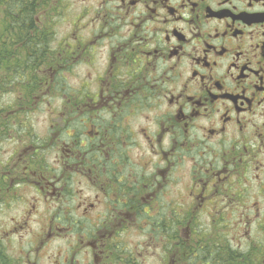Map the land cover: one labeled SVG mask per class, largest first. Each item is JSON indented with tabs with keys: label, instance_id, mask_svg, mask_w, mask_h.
<instances>
[{
	"label": "flooded vegetation",
	"instance_id": "af4514ba",
	"mask_svg": "<svg viewBox=\"0 0 264 264\" xmlns=\"http://www.w3.org/2000/svg\"><path fill=\"white\" fill-rule=\"evenodd\" d=\"M20 1L0 23L39 67L14 111L49 125L12 139L0 214L48 221L36 247L68 242L51 264H264V0Z\"/></svg>",
	"mask_w": 264,
	"mask_h": 264
},
{
	"label": "rangeland",
	"instance_id": "374dc122",
	"mask_svg": "<svg viewBox=\"0 0 264 264\" xmlns=\"http://www.w3.org/2000/svg\"><path fill=\"white\" fill-rule=\"evenodd\" d=\"M73 84V81L71 82ZM19 97L18 91L14 92L12 96H7L3 99L2 104L3 106H7L8 104H14V101ZM55 100L53 101V103ZM20 120L24 121L23 127L20 128V125L17 126L14 130L17 132L19 131H28V129L32 132H34V135L37 137L46 136L47 131L46 127L48 124V114L43 111V108H38L37 111H32L31 113H28L25 111L20 115ZM16 147H19L17 144V140L10 139L5 142H3L0 146V160L8 161L9 158L14 154ZM24 149L21 150V153ZM52 156L43 158V163L50 164L52 163ZM17 193H22V188L18 189ZM26 196V195H25ZM15 203V202H14ZM23 203L19 202L16 203L12 210L6 209V213L0 214V238L2 247L5 250V254H7V258L9 261L13 260L17 263H19L20 260H25V255H27L30 251H34V249L37 250L40 254V262L39 264H51L50 259L47 258V255L56 254L60 250H63L67 248V241L66 240H55L50 242L45 248L42 247V245L46 242L48 237L46 238L43 236L42 243L39 244L36 247L37 240L41 237V234H43V229L46 228V223L48 222H40L38 218H32L31 221H29L28 226L22 230L20 226H23L24 223H18L19 218L22 217L21 212L23 210ZM50 209L49 205H45L42 208V211L45 212ZM13 219H16L17 221H13ZM13 221V222H12ZM17 227L14 231H9L10 229H14V227ZM9 233V234H7ZM234 235V234H233ZM146 235H142L140 233L132 232L131 236L129 237V240L132 241V247L135 249L136 245L139 242H145L148 244L150 240L146 239ZM168 238L164 236V244L168 241H166ZM48 242V240H47ZM154 249V246H153ZM3 250V249H2ZM1 250V251H2ZM3 250V251H4ZM2 251V252H3ZM7 252V253H6ZM152 253H156L157 255H145L140 258V264H164L161 261V258L158 256L159 251L152 250L150 251ZM219 256L215 253L210 258H199L196 257V264H201L200 261H203L205 264L206 261H209L210 264H221L220 261H218ZM54 260V258H53ZM13 262V264H17ZM183 264V263H182Z\"/></svg>",
	"mask_w": 264,
	"mask_h": 264
},
{
	"label": "trees",
	"instance_id": "16d2710c",
	"mask_svg": "<svg viewBox=\"0 0 264 264\" xmlns=\"http://www.w3.org/2000/svg\"><path fill=\"white\" fill-rule=\"evenodd\" d=\"M6 1L0 0V3H3L4 8H8L11 12L17 3H21L20 0H9V3H6ZM28 44H32L30 33L23 31L15 32L9 26H1L0 23V146L3 142L19 135L17 130H14L17 127L15 121L21 122L20 115L24 113L14 111L18 105V98L14 101V104H8L7 106H3V99L7 96H12L16 91H18L20 97L24 96V99H32V95L36 91V84L38 82L30 81L32 79H30L29 75L35 72L39 65L34 62V58H31L30 53H32V49ZM22 127L23 124H20V128ZM8 168V161L0 160V189L4 186H6L5 189L8 187L4 176L1 174L4 169ZM1 243L0 264H2L1 260L3 257V264H13L15 261L8 260ZM217 255L219 256L218 261L222 264H253L251 257H247V254L242 255L232 252L226 256H220L218 253Z\"/></svg>",
	"mask_w": 264,
	"mask_h": 264
}]
</instances>
